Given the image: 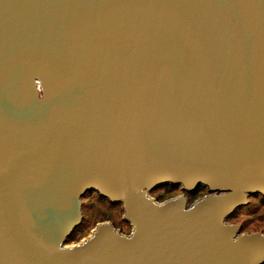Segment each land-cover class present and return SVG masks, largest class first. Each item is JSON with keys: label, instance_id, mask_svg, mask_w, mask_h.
Segmentation results:
<instances>
[{"label": "water", "instance_id": "95a60500", "mask_svg": "<svg viewBox=\"0 0 264 264\" xmlns=\"http://www.w3.org/2000/svg\"><path fill=\"white\" fill-rule=\"evenodd\" d=\"M90 193L130 232L69 244ZM255 196L264 0H0V264H264Z\"/></svg>", "mask_w": 264, "mask_h": 264}, {"label": "rangeland", "instance_id": "374dc122", "mask_svg": "<svg viewBox=\"0 0 264 264\" xmlns=\"http://www.w3.org/2000/svg\"><path fill=\"white\" fill-rule=\"evenodd\" d=\"M196 189H194L193 191L189 193H186V192H183L179 188V186L175 188L162 186V187H159L153 190L152 193H150V196L156 199L158 202H160L156 198L155 193L161 192V194H163L164 192L169 191L170 195L165 196L164 200L184 194L185 196H187L189 203H191L197 198H200L203 195H205V194L200 195L198 193V196H197L195 192ZM192 197L194 198L192 199ZM83 206H84L83 207V217H84L83 221H85L84 223L85 225L90 223V217L92 214L91 212L93 209L92 207L107 210L106 213L110 216V219L108 218L109 220L107 219L104 221H100V222L97 221L96 223H94L92 225L93 226L92 229L99 223L110 222L115 229L119 230L123 234H127L128 231L130 230V226L128 225V223L124 222L122 219L123 211L120 214L115 212V209L119 208L117 205L111 204L109 202H105L103 200H100V197L92 195V201L88 203L87 201L84 200ZM227 222L231 223L229 221ZM231 224L239 225L241 227V233L259 232L262 235H264V197L255 196L254 198H251L249 204L246 207L239 209L238 215L236 216V218H234V221ZM92 229L88 230L87 233H90ZM87 233H84L78 242H69V244L71 245L76 244V243L81 242V239H86Z\"/></svg>", "mask_w": 264, "mask_h": 264}, {"label": "trees", "instance_id": "16d2710c", "mask_svg": "<svg viewBox=\"0 0 264 264\" xmlns=\"http://www.w3.org/2000/svg\"><path fill=\"white\" fill-rule=\"evenodd\" d=\"M166 187H171V186H166ZM195 192H196V194H197V196H198V193L200 194V195H203V194H206L205 192H206V190H205V188H202V187H198L196 190H195ZM95 196H97V197H99L97 194H94ZM170 195V192L169 191H166V192H164L163 194H161V192H157V193H155V196H156V198L160 201V202H162V201H164V197L165 196H169ZM194 197H192V199H193ZM252 198H254V197H252ZM100 200H103V201H105V202H108L106 199H103V198H101L100 197ZM85 201H87L88 203L89 202H91L92 201V196L91 197H88V198H86V200ZM115 205H117L119 208H116L115 209V212L116 213H122V208H121V206H120V204H115ZM84 207V206H83ZM93 209H92V214H91V217H90V223H88L87 225H85L84 223H85V221H83L82 222V224L78 227V228H76L75 229V231L73 232V234L71 235V237L69 238V242H78L79 240H80V238H81V236L84 234V233H87L88 232V230H91L92 229V225L94 224V223H96L97 221H104V220H107L108 218L110 219V216L106 213L107 212V210H104V209H100V208H95V207H92ZM242 209V208H241ZM95 211V212H94ZM238 213H239V210L237 211V212H235V213H233L231 216H229V218L227 219V221H229V222H231V223H233V221H234V218H236V216L238 215ZM108 219V220H109ZM124 221V220H123ZM125 222V221H124ZM130 232V230L128 231V233ZM68 242V243H69Z\"/></svg>", "mask_w": 264, "mask_h": 264}, {"label": "flooded vegetation", "instance_id": "af4514ba", "mask_svg": "<svg viewBox=\"0 0 264 264\" xmlns=\"http://www.w3.org/2000/svg\"><path fill=\"white\" fill-rule=\"evenodd\" d=\"M94 194H95V193H90V194L85 195L84 198L82 199V202H83L84 200H86V198L91 197V196L94 195ZM250 199H251V198H250Z\"/></svg>", "mask_w": 264, "mask_h": 264}]
</instances>
